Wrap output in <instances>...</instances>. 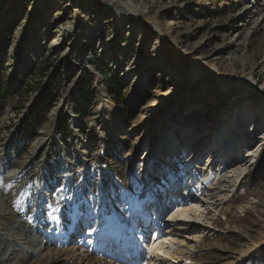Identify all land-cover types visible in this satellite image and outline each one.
I'll return each mask as SVG.
<instances>
[{"label":"rangeland","instance_id":"374dc122","mask_svg":"<svg viewBox=\"0 0 264 264\" xmlns=\"http://www.w3.org/2000/svg\"><path fill=\"white\" fill-rule=\"evenodd\" d=\"M121 1L145 9L156 27L134 13L119 24L126 8L116 0H0V229L13 235L25 224L41 228L48 243L30 264L63 262L58 249L66 240L56 225L72 223L76 211L88 209L96 218L90 233L112 235V211L122 225L136 222L137 229L144 218L151 232L153 204L143 179L152 184L162 178L170 186L167 165L190 175L206 168L209 150L222 146L232 157L238 150L239 162L228 170L241 175L185 263L245 264L234 257L249 255L248 264H264V133L258 135L264 132V0ZM161 32L173 37L171 47ZM171 54L204 66L206 78L190 76L189 68L177 72ZM217 76L252 88L237 97L229 84L217 93ZM86 78L93 100L84 98L79 113V84ZM42 101L44 110L37 113ZM202 106L216 111L185 127L182 122ZM226 112L239 117L231 133L220 126ZM175 127L188 132L185 141L176 150L171 144L173 151L158 164L159 143ZM235 131L252 137L236 151L241 140ZM103 138L116 178L101 169L97 149ZM213 156L208 174L194 178L190 197L196 198L195 186L203 195L219 181L224 158ZM142 159L153 168L150 176L139 173ZM183 203L162 213L165 227ZM137 245V264H144L150 254ZM13 257H0V264H15Z\"/></svg>","mask_w":264,"mask_h":264},{"label":"bare ground","instance_id":"6f19581e","mask_svg":"<svg viewBox=\"0 0 264 264\" xmlns=\"http://www.w3.org/2000/svg\"><path fill=\"white\" fill-rule=\"evenodd\" d=\"M116 1H119L126 8L124 15L121 14L119 16L121 20L119 24H121V22L124 21L123 19L125 18L124 17L125 15L128 16L134 13L136 19H138L139 21H144L148 25L150 23L153 24V26L150 24V27L153 29L156 27L157 25L156 22H154V19H152L151 17L148 18V13L145 9L143 8L141 9L140 7L133 6L131 3L123 2L121 0H116ZM161 37L164 39L166 45L171 47L172 42L174 41L173 37L169 35H164L162 32H161ZM106 50L107 49L105 48L104 51ZM86 61L87 59L85 61L80 62L79 65L85 67ZM169 61L177 72H182L185 68L187 69L189 68L191 70L190 76H197V78L203 77V79H205L206 78L205 75L208 74L204 66L202 65L199 66L195 62H189L188 60L181 59L173 54L170 55ZM248 78H250V76ZM213 82L216 86H218L217 93L219 91L223 93V91H226L228 89L229 87L228 85L231 84L233 86V90H238V92H240L237 95V97L241 96L242 94L244 95L246 91L249 92L250 89L252 88L250 87V84L244 87L242 86V84H240V82H232L230 78H226L223 76H217L216 79L213 80ZM206 108L207 106H202L200 111H196L193 116H190L192 118L187 117L182 122L183 125L185 127L189 126V128L196 127L202 121V119H204L207 116L208 112H210L211 115L216 111L214 108H209L208 110ZM97 111L101 113L103 110L101 109L100 111L98 109ZM236 115L237 114H233V113L229 115V112H226L224 116L225 120L222 119L223 121H221L220 126L222 127V125H224V130L231 133L230 130L231 129L235 130L236 128L235 124L237 120H239V117H237L236 119ZM181 129L182 127H179L178 129H176L175 127L172 131L169 132V134L164 136L163 140H161V143H159V147H161L162 152L157 156L158 164H160V162L164 160L167 153L170 154L171 151L179 148L181 146L180 144L181 141H185L188 132L186 134H180L182 133L180 132ZM203 130L204 128H201L199 131L202 132ZM216 131H218V129ZM235 132L238 139L241 140L240 144L238 145L236 144L237 145L235 149L236 151L238 148H240L238 146L243 145L245 141H248L252 137L251 138L246 137L242 131L240 132L235 131ZM263 133L264 132L261 131L260 133H258V135ZM171 144L174 146L172 147L173 150L170 147ZM188 146L191 147V145ZM148 148L149 146L147 147V149ZM217 149H219V151L215 152ZM211 150H209L210 152L208 154L209 158L206 161L207 164L206 168L204 167L203 169H200L198 171L195 170L191 172L190 183L193 182L195 177H196L195 181L199 179L197 175L200 172L204 171L206 174H208L209 168L213 166L215 160L213 156L214 154H216L218 158H224L221 161V165H220V167L223 166V168L221 169L222 175L218 177L219 181L218 182L216 181L215 184L212 185V187H210V190L207 189L208 193L206 194L202 195L201 193L203 191L201 190L202 192H199L197 186H195L193 195H195L196 198L190 197L189 194L193 188L192 184L187 189L185 188L183 192L182 188L185 187L184 186L185 183L183 182V177L185 176L186 173L184 172L185 174H182L183 173L182 168L178 167L176 164L173 165L170 164L169 166L167 165L168 174L172 177H176L175 180H177L176 181L177 183L173 187L168 186L169 190L172 191L173 194L175 195L179 194L180 197H183L182 201H184V203L181 206H177L174 212H172L170 218L172 220L170 223H167L166 227L160 221L162 219L160 214L156 213L154 211L155 209L152 211V215L154 216V221L151 226L152 233L150 234L147 243L143 244V242H141L142 248L145 247V250L143 249V251L146 254L147 253L150 254L144 258L143 261L144 264H186L185 262L189 260V254L191 253L190 248L195 247L193 244L199 242V240L202 238L201 237L202 232L204 233L205 228H208L212 223L211 221L216 215L215 211L218 209L217 206H220L221 203H224L229 199L228 194L232 192L233 188L236 187V183L238 181V177L241 175V172H238L237 168L235 171L233 169L232 170H228V169L230 167L235 166L239 162V158H238L239 152L237 150L235 153L236 154L235 157H232L228 155V151L222 146L219 147L216 146L215 149H211ZM243 152L244 151L242 150V153ZM139 163L143 168L144 167L143 159ZM14 172L16 171H12L7 174V176L5 177L7 182L11 178H13L12 176L15 175ZM145 172L147 175L149 174L151 175L153 173V168H149V169L147 168V170L143 168L142 174L144 175ZM232 176H234V178ZM221 180L227 181L228 184L226 185V183L225 184L222 183V185H220V183L222 182ZM149 182L152 181L149 180ZM179 191H181V193H178ZM216 196H219L217 200H216ZM3 199L4 198L0 196V210H2V208L5 207L4 206L5 203ZM245 207L246 205L240 206L241 209H245ZM165 210H166L165 208L161 210V215ZM91 214H92L91 211H88V209H84V212H82V214L80 213L77 216L78 218L74 219L76 220V222L77 221L80 222V224L76 227H74L72 223H65V224L58 223L56 225L58 232L62 233L66 240L65 248L58 249V254L61 253L65 256L61 264H137L139 257H141V254L139 255L138 253V250L136 248V243L139 245L140 241L142 240L146 241L145 238L147 236L146 231L143 228L146 227L144 226L145 219L143 217H142L143 219L141 218L142 219L141 222H143L142 223L143 227L142 225L141 227L138 226L141 228L140 235L134 237L133 234L131 233H135V232H132L133 229H131L129 225L132 223H130V221H126L125 226H128L126 231L122 229L124 225L122 226L121 224L122 227L117 225V228L119 229L118 231L119 233L115 236V238H113V236L111 235V242H109V245L104 243L103 239H99L96 242L97 243L96 245L93 243L95 239H93L91 243H88L86 241L87 238L92 237V236L87 237L88 230L91 228V226L96 224V220H95L96 218L93 219L92 217L94 216H92ZM135 223L133 224L134 227H135ZM149 225L151 224L149 223ZM4 229L5 227H2V229H0V257L9 258L12 254H14V257L16 258L15 264H26V262L30 264L31 261L33 260V259L31 260V257L34 255L39 256L38 254L42 252L43 247L48 243L47 237L45 238V235L41 234V228L36 227L34 225L25 224L24 226L18 229L16 234L13 235ZM146 230L150 231V227L147 228ZM153 232L155 233L151 240V236ZM182 233L184 235V238L178 240L176 235L180 236ZM124 236L126 240L123 242ZM140 236L142 237L140 238ZM14 238L16 239V243H14L15 245L9 244L11 240H15ZM132 242H134V244H132ZM3 243H5L6 245H3ZM125 247L128 248L126 249ZM54 255L55 252L52 253L51 257H53ZM248 256L249 255L247 256L242 255V257L239 258L238 255V257H234V259L237 260L245 259L244 260L245 264H248L250 262L248 260Z\"/></svg>","mask_w":264,"mask_h":264},{"label":"trees","instance_id":"16d2710c","mask_svg":"<svg viewBox=\"0 0 264 264\" xmlns=\"http://www.w3.org/2000/svg\"><path fill=\"white\" fill-rule=\"evenodd\" d=\"M79 86H80L79 94H80V99L82 101H76L77 104H76L75 110L79 113H82V111L85 107V104L83 102L84 98H85V101L87 102V100H93V95L91 93H87L88 92L87 88H89V79L88 78L82 80V82H80ZM111 87H112L111 85L108 86L109 90L113 91ZM43 103H44V101H42V104H41V102H38L37 107L39 106V109H38L37 113L38 112L40 113L44 110Z\"/></svg>","mask_w":264,"mask_h":264}]
</instances>
